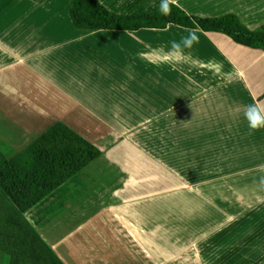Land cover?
Here are the masks:
<instances>
[{
	"label": "crops",
	"instance_id": "0c3cea01",
	"mask_svg": "<svg viewBox=\"0 0 264 264\" xmlns=\"http://www.w3.org/2000/svg\"><path fill=\"white\" fill-rule=\"evenodd\" d=\"M114 15L161 0H98ZM190 17L264 25V0H178ZM74 0H0V151L57 122L103 155L25 217L64 264H264V52L187 28L82 30ZM146 124V141L133 137ZM10 256L0 252V264Z\"/></svg>",
	"mask_w": 264,
	"mask_h": 264
},
{
	"label": "trees",
	"instance_id": "16d2710c",
	"mask_svg": "<svg viewBox=\"0 0 264 264\" xmlns=\"http://www.w3.org/2000/svg\"><path fill=\"white\" fill-rule=\"evenodd\" d=\"M75 26L82 30L138 31L178 25L187 29L220 33L235 43L264 52V25L250 30L235 15L196 18L172 7L170 16L159 10L121 17L98 0H74L71 11ZM103 152L62 122H57L13 159L0 151V252L9 264H64L49 248L25 214L48 198Z\"/></svg>",
	"mask_w": 264,
	"mask_h": 264
},
{
	"label": "clouds",
	"instance_id": "9594fccd",
	"mask_svg": "<svg viewBox=\"0 0 264 264\" xmlns=\"http://www.w3.org/2000/svg\"><path fill=\"white\" fill-rule=\"evenodd\" d=\"M180 7L178 0H161L159 5V13L162 16H170L172 14V7ZM199 43V35L195 28L189 29L187 36L183 37L181 41H172L171 50L173 54H180L185 48L190 49ZM244 116L248 123L249 134H253L264 130V105L254 102L247 105L244 109Z\"/></svg>",
	"mask_w": 264,
	"mask_h": 264
},
{
	"label": "rangeland",
	"instance_id": "374dc122",
	"mask_svg": "<svg viewBox=\"0 0 264 264\" xmlns=\"http://www.w3.org/2000/svg\"><path fill=\"white\" fill-rule=\"evenodd\" d=\"M146 124H143L138 131H135L133 135V137L137 138L139 141H141V143L145 144V141H146Z\"/></svg>",
	"mask_w": 264,
	"mask_h": 264
}]
</instances>
